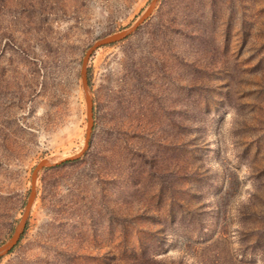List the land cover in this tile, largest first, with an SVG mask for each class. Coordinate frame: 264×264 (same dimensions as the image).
I'll use <instances>...</instances> for the list:
<instances>
[{
    "label": "rangeland",
    "instance_id": "1",
    "mask_svg": "<svg viewBox=\"0 0 264 264\" xmlns=\"http://www.w3.org/2000/svg\"><path fill=\"white\" fill-rule=\"evenodd\" d=\"M0 0V264H264V0ZM58 160V161H57Z\"/></svg>",
    "mask_w": 264,
    "mask_h": 264
},
{
    "label": "water",
    "instance_id": "2",
    "mask_svg": "<svg viewBox=\"0 0 264 264\" xmlns=\"http://www.w3.org/2000/svg\"><path fill=\"white\" fill-rule=\"evenodd\" d=\"M159 0H153V2L151 3V5L149 6V8L145 11V13L139 18V20L132 25L129 29L125 30V31H121V32H117L115 34H112L110 36L104 37L100 40H98L97 42H95L92 47L88 50V52L85 55L84 58V62H83V66H82V78H83V83H84V88H85V95H86V100H87V106H88V128H87V137H86V143L84 146V149L79 153L76 154L72 157L66 158L63 161H61L60 163L66 162L68 160H76L78 158H80L89 148L90 146V142H91V138H92V131H93V127H94V110H93V102H92V98L90 96V92H89V88H88V75H87V61L89 60V58L91 57L92 53L99 47L107 45V44H111L117 41H121L126 39L128 36H130L131 34H133L138 28L139 26L151 15L154 7L156 6V3ZM58 163L53 162V161H49L47 159L42 160L38 166L36 167V169L33 172L32 175V190L27 202V206H26V210L24 212V215L16 229V232L13 236V238L3 247L0 248V258H2L4 255L8 254L9 252L12 251V249L18 244L24 230L26 227V223H27V219L29 216V213L36 201L37 198V194H38V188H37V182L38 179L40 177V172L41 170H43L44 168H49V167H53L56 166Z\"/></svg>",
    "mask_w": 264,
    "mask_h": 264
},
{
    "label": "bare ground",
    "instance_id": "3",
    "mask_svg": "<svg viewBox=\"0 0 264 264\" xmlns=\"http://www.w3.org/2000/svg\"><path fill=\"white\" fill-rule=\"evenodd\" d=\"M52 161V160H51ZM56 160H54V162H55ZM58 161V160H57Z\"/></svg>",
    "mask_w": 264,
    "mask_h": 264
}]
</instances>
